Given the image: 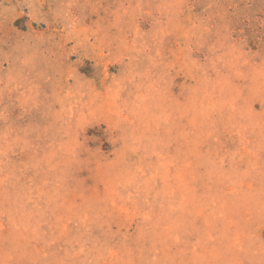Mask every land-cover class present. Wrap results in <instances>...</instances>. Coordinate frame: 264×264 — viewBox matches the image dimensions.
Returning <instances> with one entry per match:
<instances>
[{
    "label": "rangeland",
    "instance_id": "374dc122",
    "mask_svg": "<svg viewBox=\"0 0 264 264\" xmlns=\"http://www.w3.org/2000/svg\"><path fill=\"white\" fill-rule=\"evenodd\" d=\"M0 264H264V0H0Z\"/></svg>",
    "mask_w": 264,
    "mask_h": 264
}]
</instances>
